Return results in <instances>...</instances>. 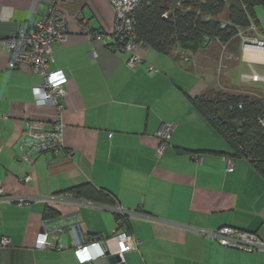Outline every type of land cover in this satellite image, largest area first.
Listing matches in <instances>:
<instances>
[{
  "label": "crops",
  "instance_id": "0c3cea01",
  "mask_svg": "<svg viewBox=\"0 0 264 264\" xmlns=\"http://www.w3.org/2000/svg\"><path fill=\"white\" fill-rule=\"evenodd\" d=\"M49 2L0 0V40L40 20ZM58 6L68 33L52 43L48 68L62 70L66 79L60 114L36 101L32 89L41 76L14 66L0 45V239H9L0 245V264H264V250L222 246L196 230L229 226L264 242V176L242 157L227 170L232 146L193 104L217 89L216 60L208 50L177 58L139 47L140 63L129 68L130 53L86 36L87 26L112 32L107 0H64ZM230 56L224 74L238 80L252 72L264 76V50L238 41ZM222 82L230 91L227 79ZM246 82L259 88L258 81ZM56 117L60 150H29L22 140L25 123L47 130ZM169 123L174 127L167 148L156 153V133ZM86 184L82 197L45 200ZM118 224L131 236L132 249L124 261L110 263L108 256L121 248L113 237ZM40 232L47 234L48 247H35ZM93 237L102 240L105 255L78 262L74 246Z\"/></svg>",
  "mask_w": 264,
  "mask_h": 264
},
{
  "label": "built area",
  "instance_id": "2783aa9c",
  "mask_svg": "<svg viewBox=\"0 0 264 264\" xmlns=\"http://www.w3.org/2000/svg\"><path fill=\"white\" fill-rule=\"evenodd\" d=\"M64 0H50L45 8L42 18L26 27H20L14 34L0 40V45L8 52L11 63L16 67H24L29 71L41 76L42 81L39 85L33 87V95L36 101L44 104L56 106L58 113L62 110L59 100L65 95L64 84L65 76L62 70L49 69L50 63L54 59L52 43L55 41L63 42L66 40L68 29V18L66 14L59 8L58 2ZM114 13V26L111 33L91 32L89 26L86 27V36L91 41L97 39L102 41L106 46L115 52H128L129 58L126 65L134 68L140 63L141 57L137 53L139 47H149L142 40H139L134 32L135 16L134 10L143 0H107ZM255 23H251L246 28H237V36L243 48H253L264 50V32H259ZM91 53L95 55L92 50ZM148 71H156L152 66L147 67ZM241 80L264 82V76L255 72L243 74ZM264 95V94H263ZM258 122L264 130V116L258 117ZM174 124L162 125L156 135L159 143L156 153L165 151L168 145V139ZM23 143L29 146V150L35 152L52 151L56 154L62 147V124L58 117L54 118L51 126L47 130H33L29 122L25 123V132L23 134ZM33 139V140H31ZM23 159H27L22 154ZM198 159V157H196ZM234 167L233 158L227 159V170L232 171ZM24 180H29L25 177ZM73 195L64 193L60 198L50 196L46 201H68ZM3 197V189L0 187V198ZM18 203L29 202V198H17L14 200ZM124 214L121 209L116 210ZM121 227L118 224V228ZM201 235L213 238L222 246L239 248L243 251H253L257 249L264 250V242L253 232L222 226L215 230L196 229ZM113 237L116 244L121 246L118 255L121 260L124 254L132 249V240L129 233L122 229L114 231ZM97 237L83 239L74 246V254L78 262L83 263L90 261L102 255L105 250ZM9 244L8 237L0 239L1 246ZM50 245L45 232H40L35 239V247L45 248ZM128 245V246H127ZM61 248V245L55 248Z\"/></svg>",
  "mask_w": 264,
  "mask_h": 264
},
{
  "label": "trees",
  "instance_id": "16d2710c",
  "mask_svg": "<svg viewBox=\"0 0 264 264\" xmlns=\"http://www.w3.org/2000/svg\"><path fill=\"white\" fill-rule=\"evenodd\" d=\"M258 5L264 9V0H143L134 10V32L160 52L171 53L175 46L194 52L210 42L236 40L237 28L251 23L262 31ZM193 104L232 146L230 157L246 158L264 176V130L258 122L264 116V95L211 91L195 97ZM87 188L78 185L66 193L82 197Z\"/></svg>",
  "mask_w": 264,
  "mask_h": 264
},
{
  "label": "rangeland",
  "instance_id": "374dc122",
  "mask_svg": "<svg viewBox=\"0 0 264 264\" xmlns=\"http://www.w3.org/2000/svg\"><path fill=\"white\" fill-rule=\"evenodd\" d=\"M255 13H256V16L259 19V21L262 22V24H263L262 27H263V31H264V9H263V7L261 5L256 6L255 7ZM236 40L234 39V41L229 42V43L224 44V45L218 44L217 42H210L206 47L198 49L197 51H194V52L189 50V49H182L180 46H175L174 48H172V51H173V53H179L180 55H182L183 53L194 54L200 50H208V51H205V53L209 54V56H211L213 58V61L216 60L214 62L219 67V71H217V73L215 74V77L218 74L217 89L215 91H225L224 89H222L223 84H224V82H222V81H226V79H227V84L228 83L230 84V87H228V89L230 91H225V92H228L230 94H248V95H252V96H258V95L262 96L263 95L262 89L264 87L263 84H259L257 82L254 84L259 86V88L258 87H250L249 84H246L247 82H242L241 80H238L237 75L236 76L234 75V77H232L230 74L229 75L224 74L225 73L224 69H226L225 66L230 65V61L233 59V57H232V59L229 60L231 58L230 52L236 51L237 41H240V40H237V41ZM203 62H204V60H203ZM210 63H211V61H209V64ZM258 75H259V73H258ZM221 86H222V88H221Z\"/></svg>",
  "mask_w": 264,
  "mask_h": 264
},
{
  "label": "water",
  "instance_id": "95a60500",
  "mask_svg": "<svg viewBox=\"0 0 264 264\" xmlns=\"http://www.w3.org/2000/svg\"><path fill=\"white\" fill-rule=\"evenodd\" d=\"M31 140H33V139H31ZM108 259H109L110 263H116V262H119L120 261V257L117 254H115V255H109L108 256Z\"/></svg>",
  "mask_w": 264,
  "mask_h": 264
}]
</instances>
